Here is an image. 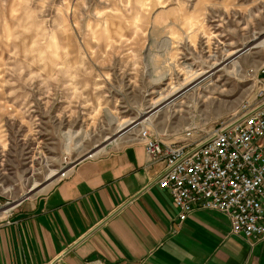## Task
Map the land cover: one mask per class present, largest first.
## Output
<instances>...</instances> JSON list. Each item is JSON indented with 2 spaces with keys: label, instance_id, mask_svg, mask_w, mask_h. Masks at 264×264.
Here are the masks:
<instances>
[{
  "label": "rangeland",
  "instance_id": "1",
  "mask_svg": "<svg viewBox=\"0 0 264 264\" xmlns=\"http://www.w3.org/2000/svg\"><path fill=\"white\" fill-rule=\"evenodd\" d=\"M263 64L264 0H0V223L141 128L219 126Z\"/></svg>",
  "mask_w": 264,
  "mask_h": 264
},
{
  "label": "crops",
  "instance_id": "2",
  "mask_svg": "<svg viewBox=\"0 0 264 264\" xmlns=\"http://www.w3.org/2000/svg\"><path fill=\"white\" fill-rule=\"evenodd\" d=\"M165 170L137 143L84 161L0 223V264H264V237L233 234L220 212L180 223Z\"/></svg>",
  "mask_w": 264,
  "mask_h": 264
},
{
  "label": "built area",
  "instance_id": "3",
  "mask_svg": "<svg viewBox=\"0 0 264 264\" xmlns=\"http://www.w3.org/2000/svg\"><path fill=\"white\" fill-rule=\"evenodd\" d=\"M252 72L255 90L219 126L205 132L188 127L179 142L148 128L133 139L152 163L166 161L158 183L169 190L180 223L195 210H213L229 218L233 234L264 237V64ZM97 157L77 160L58 182Z\"/></svg>",
  "mask_w": 264,
  "mask_h": 264
}]
</instances>
